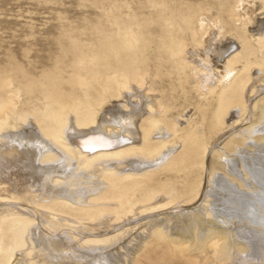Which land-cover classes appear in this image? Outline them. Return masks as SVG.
I'll list each match as a JSON object with an SVG mask.
<instances>
[{
	"label": "bare ground",
	"instance_id": "bare-ground-1",
	"mask_svg": "<svg viewBox=\"0 0 264 264\" xmlns=\"http://www.w3.org/2000/svg\"><path fill=\"white\" fill-rule=\"evenodd\" d=\"M92 2L67 77L0 83V264H264V0Z\"/></svg>",
	"mask_w": 264,
	"mask_h": 264
},
{
	"label": "rangeland",
	"instance_id": "rangeland-1",
	"mask_svg": "<svg viewBox=\"0 0 264 264\" xmlns=\"http://www.w3.org/2000/svg\"><path fill=\"white\" fill-rule=\"evenodd\" d=\"M118 1L129 4L137 16L144 15L141 4L145 0ZM178 1L200 3L202 0ZM97 13L92 0H0V83L16 91L22 101L28 95L27 87H34L30 94L40 97V85L56 84L68 75L64 68L71 62V54L67 52L62 59L61 48L68 47L67 35L89 43ZM250 151L236 152L230 157L246 158ZM207 159L210 165L213 158ZM153 176L157 177L158 173ZM19 177L18 186L23 184ZM247 187L241 189L250 190ZM8 192L13 193L10 189Z\"/></svg>",
	"mask_w": 264,
	"mask_h": 264
}]
</instances>
